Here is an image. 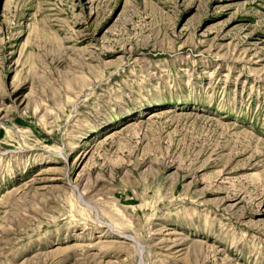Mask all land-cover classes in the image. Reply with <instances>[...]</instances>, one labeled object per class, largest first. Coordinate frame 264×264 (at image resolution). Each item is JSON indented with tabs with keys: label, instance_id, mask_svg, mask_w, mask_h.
I'll use <instances>...</instances> for the list:
<instances>
[{
	"label": "rangeland",
	"instance_id": "1",
	"mask_svg": "<svg viewBox=\"0 0 264 264\" xmlns=\"http://www.w3.org/2000/svg\"><path fill=\"white\" fill-rule=\"evenodd\" d=\"M0 264H264V0H0Z\"/></svg>",
	"mask_w": 264,
	"mask_h": 264
},
{
	"label": "bare ground",
	"instance_id": "2",
	"mask_svg": "<svg viewBox=\"0 0 264 264\" xmlns=\"http://www.w3.org/2000/svg\"><path fill=\"white\" fill-rule=\"evenodd\" d=\"M148 115L151 117V116L155 115V113L151 112V113L148 114ZM60 157H61V159H63V160L65 159L63 156H60Z\"/></svg>",
	"mask_w": 264,
	"mask_h": 264
}]
</instances>
